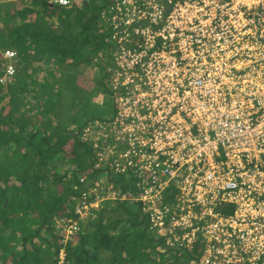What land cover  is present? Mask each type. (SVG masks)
<instances>
[{
    "label": "built area",
    "instance_id": "1",
    "mask_svg": "<svg viewBox=\"0 0 264 264\" xmlns=\"http://www.w3.org/2000/svg\"><path fill=\"white\" fill-rule=\"evenodd\" d=\"M75 2L52 0L59 7ZM102 4L107 41L130 45L127 54L124 46L118 52L142 81L124 92L129 126L94 121L117 130L111 151L84 141L93 147L92 168L132 177L136 191L120 192L103 176L88 185L82 174L86 189L74 217L55 220L62 242L103 200H128L139 203L149 230L164 237L180 264H264V0ZM15 58L11 48L0 51V85L13 81ZM222 202L233 204L230 215L215 211ZM187 251L188 259L181 256Z\"/></svg>",
    "mask_w": 264,
    "mask_h": 264
},
{
    "label": "trees",
    "instance_id": "2",
    "mask_svg": "<svg viewBox=\"0 0 264 264\" xmlns=\"http://www.w3.org/2000/svg\"><path fill=\"white\" fill-rule=\"evenodd\" d=\"M102 3L0 4V51H16L14 79L0 85V250L5 255L0 264H41L45 258L58 264L60 249L63 264L181 263L176 251L164 249V237L149 230L137 202L103 200L95 216L65 242L50 229L54 220L74 217V204L86 189L79 181L82 174H87L88 185L103 176L120 192L136 191L132 177L92 168L93 147L80 140L88 122H107L115 115L114 108L95 100L112 91L102 81L106 74L91 67L95 53L112 48L110 30L100 19ZM233 207L222 202L215 211L227 216ZM33 238L46 245V254ZM16 242L22 243L19 249ZM202 244L197 241L194 251L201 252ZM51 246L54 257L49 261ZM76 256L80 263L74 262Z\"/></svg>",
    "mask_w": 264,
    "mask_h": 264
},
{
    "label": "rangeland",
    "instance_id": "3",
    "mask_svg": "<svg viewBox=\"0 0 264 264\" xmlns=\"http://www.w3.org/2000/svg\"><path fill=\"white\" fill-rule=\"evenodd\" d=\"M121 46L125 47V54H127V50L130 49L129 44H122ZM121 46H112L110 50L108 49H103L98 51L97 53L94 54L92 61H91V67L92 69L98 70L100 72H103L106 74V77L103 76L102 81L107 84L108 88L112 91V94H97L95 97V100L97 102L101 103L104 106H110L114 108L115 111V116L113 120H115L113 123L116 124V126L120 127V129H124L127 126H129L130 119L132 118L131 116V110L132 106L131 103L127 101L130 100L129 95H127V98H125L124 92L127 91L130 94L132 92V89L134 86L137 84H141L140 77L137 75L138 73V68L135 67V65H131V62L129 59H125V57H122L123 54L119 53V48ZM168 62V61H167ZM169 65V62H168ZM91 69L84 75H80L82 78L87 76V74H90ZM44 72V71H43ZM45 73V72H44ZM44 73H40L44 74ZM122 87L125 89L123 90ZM121 96L122 99L119 98ZM140 96V94L138 95ZM7 107V106H6ZM8 108V107H7ZM113 123L112 124H98L94 121L88 122L85 127L82 129L80 133V140L84 141L86 138L90 139L92 138L93 143L97 144L96 147V152H102L103 154H106V152H110L111 150L108 149V145L112 144V141L114 140V134L117 132L113 128ZM102 125V126H101ZM74 127V126H73ZM79 140V141H80ZM104 140H106L104 142ZM101 178H98V180ZM108 190L111 189L110 184L107 185ZM85 221H80L78 220V223H81V225L85 224ZM207 221L206 223H208ZM55 224H58V221H53L50 227L52 229L53 227L55 228V234L60 235L59 230L55 227ZM49 233L52 232L51 230H48ZM49 233L46 232L45 235L48 237ZM51 234V233H50ZM33 242L41 247V251L46 254V245H43L38 238H33ZM51 240H54L53 236L51 237ZM22 243L16 242L15 246L17 249L21 247ZM27 246H29V243H26ZM178 242L174 243V247L177 250L179 248ZM169 247L165 245L164 249H168ZM53 247H49V251L51 252V256L49 255L48 258L49 261L54 257V254L52 255L53 252ZM159 252H162L163 250L161 249L158 250ZM169 254H166L165 257H169ZM63 255V260H64V254H60V256ZM60 256L58 253L57 256V263L60 260ZM5 255L3 252L0 250V259L4 258ZM186 257V259H188ZM77 259V260H76ZM76 259H74V262H81V257L76 256ZM43 260H41V264H48L46 263V258L45 262L42 263ZM48 261V262H49ZM165 262V261H164ZM50 263V262H49ZM27 264H34L28 262ZM164 264V263H163Z\"/></svg>",
    "mask_w": 264,
    "mask_h": 264
},
{
    "label": "clouds",
    "instance_id": "4",
    "mask_svg": "<svg viewBox=\"0 0 264 264\" xmlns=\"http://www.w3.org/2000/svg\"><path fill=\"white\" fill-rule=\"evenodd\" d=\"M61 2H64V3H66V2H67V0H61Z\"/></svg>",
    "mask_w": 264,
    "mask_h": 264
},
{
    "label": "crops",
    "instance_id": "5",
    "mask_svg": "<svg viewBox=\"0 0 264 264\" xmlns=\"http://www.w3.org/2000/svg\"><path fill=\"white\" fill-rule=\"evenodd\" d=\"M14 1H17V0H12L11 2H14ZM79 0H77V3H78ZM10 2V1H9Z\"/></svg>",
    "mask_w": 264,
    "mask_h": 264
}]
</instances>
